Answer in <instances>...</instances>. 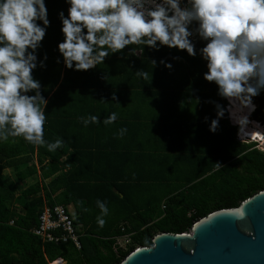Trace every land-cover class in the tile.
<instances>
[{
  "label": "trees",
  "instance_id": "16d2710c",
  "mask_svg": "<svg viewBox=\"0 0 264 264\" xmlns=\"http://www.w3.org/2000/svg\"><path fill=\"white\" fill-rule=\"evenodd\" d=\"M45 3L50 26L33 76L48 101L44 139H61L63 146L49 152L47 144L22 137L0 140V264L59 258L66 264H117L139 247H152L159 235L190 234L210 215L264 191V152L255 142L238 140L227 99L204 79L207 62L199 50L206 43L193 41L195 57L159 42L158 50L134 44L109 50L104 63L88 71L68 69L58 50L64 39L58 13L67 16L69 4ZM138 70L147 71L148 80ZM213 102L226 109L215 133L209 130L217 118ZM252 102V123L264 127V89ZM112 112L116 121L105 125ZM90 115L100 122L85 125L81 118ZM122 128L127 131L120 136ZM97 200L108 208L103 228ZM45 204L73 208L80 248L44 243L34 234ZM121 238L129 242L125 247Z\"/></svg>",
  "mask_w": 264,
  "mask_h": 264
},
{
  "label": "clouds",
  "instance_id": "9594fccd",
  "mask_svg": "<svg viewBox=\"0 0 264 264\" xmlns=\"http://www.w3.org/2000/svg\"><path fill=\"white\" fill-rule=\"evenodd\" d=\"M65 2L69 4L68 15L58 13L64 36L58 50L68 69L88 71L104 63L109 50L122 52L134 44L158 50L159 42V46L186 50L195 57L196 47L189 38L196 34L207 41L199 50L207 62L204 79L214 82L218 95L229 101L227 110L239 125L238 135L250 123L249 115L256 107L252 98L264 89V0H183L184 7L182 0ZM193 22L198 26L190 30ZM49 26L45 0H0V140L22 137L33 145L47 144L48 151L54 152L63 141L47 143L44 139L48 101L33 76L36 52ZM44 60L39 62L40 67H45ZM152 62L155 65L156 61ZM165 66L172 68L171 63ZM136 75L149 78L145 70L136 71ZM215 107L217 118L209 127L213 133L226 111L219 103ZM81 119L85 125L100 122L96 115ZM116 119L117 113L112 112L103 123L110 125ZM126 131L120 129L119 135ZM96 204L100 209L97 224L103 228L108 208L100 200Z\"/></svg>",
  "mask_w": 264,
  "mask_h": 264
},
{
  "label": "water",
  "instance_id": "95a60500",
  "mask_svg": "<svg viewBox=\"0 0 264 264\" xmlns=\"http://www.w3.org/2000/svg\"><path fill=\"white\" fill-rule=\"evenodd\" d=\"M117 264H264V191L210 215L190 234L159 235Z\"/></svg>",
  "mask_w": 264,
  "mask_h": 264
},
{
  "label": "built area",
  "instance_id": "2783aa9c",
  "mask_svg": "<svg viewBox=\"0 0 264 264\" xmlns=\"http://www.w3.org/2000/svg\"><path fill=\"white\" fill-rule=\"evenodd\" d=\"M228 108H229V104L227 106V109ZM253 112H251L249 117H251ZM229 118L231 120V123L235 125L230 115H229ZM258 125L259 127L263 129V132H264V127L260 123H258ZM242 132L243 131H241V135H238V140L240 142L246 143L247 140H251L247 137L242 136ZM252 141L257 143V148L261 150L262 152H264V139L260 140L257 138ZM33 232L44 243L73 242L79 248L81 247L80 240H79L80 237L77 234V228L71 216V211L69 208H66L65 206H62V205L51 206V205L45 204L42 209L41 215L39 217V224L34 229ZM53 262H55V260Z\"/></svg>",
  "mask_w": 264,
  "mask_h": 264
},
{
  "label": "bare ground",
  "instance_id": "6f19581e",
  "mask_svg": "<svg viewBox=\"0 0 264 264\" xmlns=\"http://www.w3.org/2000/svg\"><path fill=\"white\" fill-rule=\"evenodd\" d=\"M247 109H245V112L247 113ZM231 117V116H230ZM232 119V118H231ZM233 121V119H232ZM234 124H236L234 121H233ZM238 125V124H236ZM242 136L244 137H247L249 139H264V132L262 129H260L258 126H256L255 124H253L252 122H250L249 125L246 126L245 130H242ZM250 133V134H249ZM60 259V258H59ZM53 264H64L62 260H59L57 263L56 261L53 263Z\"/></svg>",
  "mask_w": 264,
  "mask_h": 264
},
{
  "label": "rangeland",
  "instance_id": "374dc122",
  "mask_svg": "<svg viewBox=\"0 0 264 264\" xmlns=\"http://www.w3.org/2000/svg\"><path fill=\"white\" fill-rule=\"evenodd\" d=\"M195 37H197L196 34H194V35H193L192 37H190L189 39L193 41V40L195 39ZM227 101H228V100H227ZM228 103H229V101H228ZM230 116H231V115H230ZM249 121L252 122L251 117H249ZM249 124H250V123H249ZM249 124H248V125H249ZM235 125H236V124H235ZM238 126H239V125H238ZM252 140H253V139H252ZM252 140H247L246 143H251V142H253ZM34 181H36V179H30V180H28L27 183L32 184V183H34ZM27 183H26V184H27ZM69 209H70L71 213L74 212V210H73L72 207H70ZM128 243H129V242H128L127 238H121V239H119V244H121V245L124 246V247H125ZM59 260H62L63 263L66 264V261H65L64 259H62V258L57 259V260H56V263H57ZM53 263H54V262H51V264H53Z\"/></svg>",
  "mask_w": 264,
  "mask_h": 264
},
{
  "label": "flooded vegetation",
  "instance_id": "af4514ba",
  "mask_svg": "<svg viewBox=\"0 0 264 264\" xmlns=\"http://www.w3.org/2000/svg\"><path fill=\"white\" fill-rule=\"evenodd\" d=\"M181 6H182V7L186 6L185 3L183 2V0H182V4H181ZM193 24L195 25V27L198 26V25H197V22H193ZM196 40H197V41L201 40L203 43H207V41H204V40L200 39L198 35H197V37H195V39H194L193 41H196Z\"/></svg>",
  "mask_w": 264,
  "mask_h": 264
}]
</instances>
